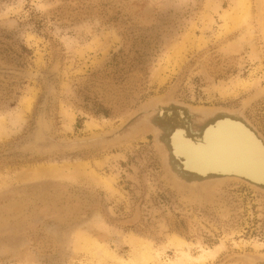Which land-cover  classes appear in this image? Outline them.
<instances>
[{"label":"rangeland","instance_id":"1","mask_svg":"<svg viewBox=\"0 0 264 264\" xmlns=\"http://www.w3.org/2000/svg\"><path fill=\"white\" fill-rule=\"evenodd\" d=\"M234 2L0 0V264H117L139 249L168 263L175 240L192 258L222 246L190 264H264V194L217 180L250 179L233 169L198 170L189 156L183 171L173 158L174 136L202 146L208 129L202 139L192 127L225 118L264 149L251 127L264 137V23L255 0L248 22ZM45 94L26 151L112 145L11 154Z\"/></svg>","mask_w":264,"mask_h":264},{"label":"bare ground","instance_id":"2","mask_svg":"<svg viewBox=\"0 0 264 264\" xmlns=\"http://www.w3.org/2000/svg\"><path fill=\"white\" fill-rule=\"evenodd\" d=\"M255 2L258 5V6L256 5V7L258 8V21L261 24H263L264 23V11L263 12L261 11V13H259V9H260V6H261V8L262 7L264 8V0H255ZM239 4H240V10H239L240 12L239 11L238 12L240 13V18L242 21L248 22L251 19L250 18V16H251L250 10H251L252 0H235L233 10H235L236 9L235 7ZM256 21H257V18H256ZM263 88L261 87V89H263ZM252 97L248 98L246 101H248ZM24 105H25V109L28 110L30 108L31 101L29 99H27ZM178 112L180 113L179 110H178ZM225 112L227 113V111H225ZM226 113H223L222 115H230L229 113H227V114ZM172 114L173 113L167 114V118L169 116H172ZM181 116H183V115H181ZM39 117H40V115L37 118L38 120L36 123L35 132L38 129L37 127H38ZM224 121H226V122L222 123V124H218V123H221ZM233 121L234 120H229L228 118H225V119L215 120L213 122V124H209L203 130L202 134L200 135V137L203 139V137L206 134L207 129H208V133L206 134L207 137L204 138V140H202V141H204V145H202V146L200 143L201 139L199 140V144H197V146H193V145H191L190 142H188V140L185 139V137H183V135H178V136L176 135L177 137L174 136V138L176 139V140L175 139L173 140V150H174V153L176 155V156L173 155L174 160L181 166L183 171L185 170L184 165L188 166V163H190V161H189L190 157L189 156H193L191 159H192V161H195V164H196V167L198 168V170L207 169L210 172L211 171H220V172L223 171L224 172L225 170L228 171V170L233 169L236 172L242 173V175L244 174L245 176H247L250 179H253V180L258 181V182H263V180H264V149L261 146V144L259 143V141L256 140L254 138V136H252L253 134L251 135V132L249 130H246L244 128L242 129L234 123L232 124L231 122H233ZM190 123H191V121H190ZM237 123H238V121H237ZM50 124L51 123H49L48 125H50ZM91 126H92L91 124L88 125L89 128ZM211 127H213V128H211ZM50 128H51V125H50ZM175 128H176V126H175ZM210 128H211V130L209 131ZM172 136H173V134H172ZM193 139H197V138L193 137ZM86 140H88L86 142H96V140H94V139L91 140L90 138H88ZM78 141L79 140H76V141H73L72 143H70V144H72L71 147L77 146V144L79 143ZM53 142L56 143V141H53ZM97 143H99V142H97ZM63 144L70 145V144L62 142V145ZM45 145H46L45 143L39 144V146H37V148H35L36 151L39 149H42V148H45V149L58 148V146H53V145L45 146ZM59 147H61V146H59ZM177 157L180 160H178ZM187 170H189V169H187ZM190 171H192V170H190ZM203 172H202V174H203ZM223 172H221V173H223ZM195 173H196V171H195ZM37 174H38V172H37ZM200 176H202V175L200 174ZM227 178H228V176H227ZM230 178H234V177H230ZM217 180H219V179H217ZM210 181H213V180L211 179ZM214 185L215 184H210V186H214ZM86 239H88V238H86ZM173 240H175V239H173ZM84 243L86 246H89L91 244L89 240L88 241L85 240ZM173 245L177 247L176 256L172 261H169L168 263L158 262L156 256H153V254L151 256L150 253L147 252V249H144V250L139 249L138 252H136L137 255L139 253L138 257H137V255L135 257V254H133L132 259H129L128 261H125V262L124 261H118L117 264H190L193 261L203 262L207 258H213L217 254V252L222 248V246H219L216 249L208 250L207 252L202 251L198 257L192 258L189 250H185L184 249L185 247L183 248V245L180 242L175 240ZM98 249H99V247H98ZM100 254H101V252H100ZM243 259L245 261H247L248 264L249 263L255 264V262L253 260H251L250 258H247L244 256Z\"/></svg>","mask_w":264,"mask_h":264},{"label":"water","instance_id":"3","mask_svg":"<svg viewBox=\"0 0 264 264\" xmlns=\"http://www.w3.org/2000/svg\"><path fill=\"white\" fill-rule=\"evenodd\" d=\"M6 72H10L11 75H15V76H18V77H24V78H27L29 80H36V79H43L45 77V75L43 74H39V73H32V72H23V71H20V72H17L15 70H6ZM49 92H51V89L49 90ZM46 94L44 95L43 97V101L42 103L40 104V109L36 115V118H35V122H34V127L31 131V133L25 138L23 139L22 141L16 143L15 145H13L9 151H11V154L13 155H17L19 157H28V156H49V155H55V154H64L66 152H72L74 150H81V149H95V148H99V147H105V146H109V145H112V143L110 144H106V143H97V142H86L88 140V138L90 137H86V138H74V139H69V140H65V139H55L57 140L58 142H63V143H67V144H70L72 143L73 141H76V140H79L77 146H73V147H66L65 145L66 144H63V146L61 147H58V148H54V149H45V148H42V149H39V150H30V151H26V146L28 144V142L33 138L34 134H35V128H36V123H37V118L38 116L40 115V112L42 110H45V99H46ZM247 101H245L244 103H246ZM244 103L241 104V106H239L237 109H225V108H218L217 110H220V111H227V113H230L232 111V113H234L233 111H236L238 109H241L240 107H242L244 105ZM243 118V117H242ZM244 121H246L244 118H243ZM54 139H52L53 141ZM54 140V141H55ZM122 141V140H121ZM114 144V143H113ZM23 148V149H22ZM249 181H251L250 179H248ZM253 183V182H252ZM205 189H207V187L205 186L204 188V191ZM204 191L200 194H198L197 198L195 197V199H202L203 198V193ZM194 197V196H193ZM248 263V262H247ZM250 264V263H249Z\"/></svg>","mask_w":264,"mask_h":264},{"label":"flooded vegetation","instance_id":"4","mask_svg":"<svg viewBox=\"0 0 264 264\" xmlns=\"http://www.w3.org/2000/svg\"><path fill=\"white\" fill-rule=\"evenodd\" d=\"M219 118H221V117H219ZM186 119V118H185ZM188 122V121H187ZM250 126L252 125L251 123H250V121L247 119V121H246ZM213 122H211V123H209V124H212ZM209 124H206L205 125V128L209 125ZM202 123L200 124V123H198V124H196V125H194L192 128L194 129V130H198L199 132H201L200 133V135L202 134V132L203 131H201V130H204L205 128H203L202 129ZM254 130H255V132H256V134L258 135V137L264 142V137L257 131V129L252 125L251 126ZM200 135H196V136H200ZM191 139H193V137L191 138ZM196 177L195 176H190V177H187L186 179L189 181V180H192V179H195ZM198 179V178H197ZM218 179H220L221 181H233V182H237V183H240V184H243V185H246V186H248L249 188H252V189H255V190H257L259 193H262V194H264V186H262V185H257V184H254V183H252L251 181H249V180H247V179H245V178H220V177H218Z\"/></svg>","mask_w":264,"mask_h":264}]
</instances>
